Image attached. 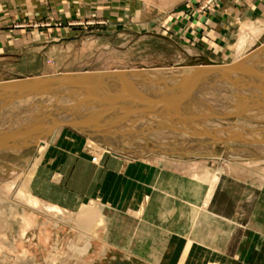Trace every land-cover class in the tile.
<instances>
[{"label": "crops", "instance_id": "crops-1", "mask_svg": "<svg viewBox=\"0 0 264 264\" xmlns=\"http://www.w3.org/2000/svg\"><path fill=\"white\" fill-rule=\"evenodd\" d=\"M119 2L120 0H10L11 7L8 12L13 15L18 12L29 13L35 9V4H38L42 17L62 21L79 20L78 23L87 26L80 27L81 38L79 35L72 41L62 38V30L44 32L49 36L58 37L49 42L53 43L51 46L61 43L66 46L67 40L70 41L67 45H71L69 49L77 45L79 52V45L83 41L94 45V49H90L89 53L79 52L81 57L73 62L66 64L59 59V65H54V69H51L52 75L60 73L64 66L75 68L87 65L94 60L98 52H107L110 49L107 36L114 34L123 37L128 34V30L136 31L135 28L124 26L106 29L104 26H97L104 22L103 19L111 24V19L119 17L120 9L116 6ZM237 2L239 5H236V9L234 5H230L225 11L228 16L232 15L234 18L231 24L236 22L240 28L241 23L248 22L252 24L248 26L246 23L245 29L260 28L248 17L256 18L258 14L259 20L264 17V0ZM244 16L246 19H242ZM209 19L207 20L211 28L216 25V39L223 40L228 33V26L220 21L217 26L213 23V17ZM188 28L187 26L184 32H187ZM244 30L241 28L242 32ZM195 42H192V45ZM202 43V49L192 46L198 49L199 58L224 64L223 58L216 60L207 55L206 42ZM35 47H41L40 51L46 48L40 44ZM217 49L220 50L219 47ZM29 50L22 43L1 47L0 62L8 61L10 64V61L13 62V59L22 56L21 60L27 67L25 56ZM230 51V45H227L220 54L223 57ZM120 61L123 62L124 59ZM0 70L8 74L7 79H1L0 82L46 75H26L14 66ZM10 71L17 77H10ZM61 136H64L63 139ZM48 141L38 148L37 156L21 169L29 171L26 185H23L26 193H23L22 199L15 198L14 193H7L12 195L11 199L23 206L24 210L29 211L26 218L24 212L28 228L22 238V243L29 246V251H26L24 257L22 253L10 252L16 238L10 233V213H1L0 264H46L50 257L57 258L58 249L66 239L71 252H77L84 257L91 255L90 258L94 262L97 259L109 258L132 259L136 264H264V173L254 171L253 164L233 160L240 168L224 170L226 173L219 176L220 181L207 205L204 206L202 200L195 202L194 207L198 215L191 218L188 214L191 203L185 198V192L180 199L177 188H169L167 185L162 190L154 188L158 177L167 183L175 178H186L188 173L183 171L186 166L159 159V155L167 158L174 156L142 154L139 157H131L123 153L112 154L108 150L99 164H96L88 158L85 151L89 148L82 138L70 140L67 134L62 133L54 144L52 140V145L49 146ZM82 145L84 146L81 147ZM45 149L47 150L41 158ZM243 151L236 159L248 158V150ZM125 157L134 160L127 163L123 159ZM262 165L264 167V164ZM176 167L182 171L181 174L173 171ZM221 168H226V163L221 165ZM28 196L36 200V204H31ZM87 201L93 206L83 204ZM178 201L182 203L179 204ZM5 205L7 203L3 206ZM46 206L59 211H48ZM86 212H92V217L81 219L80 223L77 215ZM94 225L103 226L100 236L91 235ZM80 226H86L85 234L79 233ZM180 227L183 229L181 233L178 232ZM79 239L84 241L81 248L76 246ZM49 244L53 246H48Z\"/></svg>", "mask_w": 264, "mask_h": 264}, {"label": "rangeland", "instance_id": "rangeland-1", "mask_svg": "<svg viewBox=\"0 0 264 264\" xmlns=\"http://www.w3.org/2000/svg\"><path fill=\"white\" fill-rule=\"evenodd\" d=\"M35 5L36 7L32 12H18L13 15L8 12V9L10 10L11 7L10 0H0V48L14 46L20 43L24 44V46H27V50L30 49L29 53L25 56L27 59V67L32 66L31 68L25 67L23 64L24 62L21 60V56L13 59V62L10 61V64H8V61L0 62V69L4 67L12 68L14 66L19 72L26 75H28V73L34 75L46 74L45 76L55 77L65 73L82 72L86 70L94 71L95 74H98L114 73L118 70H140L145 68L150 70L147 72L162 71L169 72V74L171 73L167 76L169 78L165 77L167 80L160 79L159 77L155 79L160 80L162 82L161 84L171 89H173L172 85H174L175 90L178 91L186 92V90H189L196 93L199 91V87L205 89V91L223 86L235 88L234 93L236 91L240 92L238 100L243 98L250 102L247 110H243L245 112L240 111V109L236 111L221 110L219 113L215 111H206L205 113L193 115V118L188 122V127L186 123L175 119L174 121L176 124L183 127L174 130L179 133L170 132L171 130L151 133V140L161 143L170 141L173 143L175 139L184 140L187 137V134L184 133H189L187 140H185L187 143L180 142L181 144L176 146V148L174 146L178 152H164L156 149L153 143L144 139L138 140L136 138L129 140L130 144H125L124 147L131 149L132 143L134 144L135 142L136 146L141 145V147L138 148L141 149L139 154L144 153L149 156L158 154L174 156L173 158L168 157V160L167 157L159 155V159L161 160L163 158L166 162L172 161L179 165L186 166L188 171L186 169L183 170L185 173H189L192 169L199 168L198 170L204 169V171H208L207 173L210 175L213 170H217L218 167L224 165L229 159L246 161L243 162V164L251 163L253 164V166H251L254 171L261 174L264 173V167L262 165L264 164V29L263 35L259 37L253 49L247 52L240 60H236L234 52L236 39L238 33L241 31L240 29L242 28V30H244L248 22L241 23V25L244 24L245 26L240 25L239 28V26L235 24L236 22L231 24L234 18L232 15L228 16L225 11H227L230 5H234L236 9V5H239L237 0H120V2L116 4L120 9L119 17L111 19V24L106 23V19H103L102 21L104 22L99 23L97 26H104V29L110 27L114 28V26H124L135 28L136 31L131 32L128 30V34L123 37L114 34L107 36L110 45V49H108L107 52H98L94 60L88 62L87 65H79L75 68H73V66L69 68L64 66L60 73L52 75L50 74L53 72L51 69H54V65H59V59L66 62V64L68 62H73L81 57L79 52L81 54L89 53L90 49H94V45L91 42L83 41L79 45V52L78 46L75 44L73 49H69L71 45H67V43L79 35L81 38L82 31L80 27L86 25L84 23H78L77 21L79 20L62 21L42 17L38 11V4ZM226 15L228 17H225ZM210 17H213V23L215 22L217 24V22L220 21L228 26V33L223 40L216 39L217 35L214 34V32H217L216 25L213 28L209 26L210 23H208V20H210ZM255 17L256 18H248L251 22L256 23L257 26L259 25L260 28H264V17H261L262 19L260 20L258 19L259 14ZM242 19H246V16ZM251 24L252 23H248L247 25L249 26ZM187 26L189 30L184 32ZM48 30H62L64 33L62 38L69 39L70 41L68 42L66 40V46L64 43L51 46L53 43L49 44V42L58 37L54 35L49 36L46 33L44 34V32ZM243 37L244 40H246L247 33L244 32ZM192 42H195L194 45H192ZM202 42H206V54L216 60H222L221 54L224 52V48L230 45V53L223 55V57L228 56L226 58L227 60H224V64L221 65L228 69H210L211 66L201 61V58L198 57V49L196 48L200 47L202 49ZM36 44L46 47L45 50L40 51L41 47H35ZM192 46H196V48ZM217 47L220 48L219 51H217ZM108 55L109 58H107ZM121 59H124V61H120ZM16 65L20 66L17 67ZM202 69L210 70L199 71L198 73V70ZM129 74L134 75H132L130 79L121 77V80H126L129 84L127 85L129 86L127 92L130 94L126 96L129 97V99H124L125 101L127 100L129 103H132L133 97L131 98L130 95L136 97V94L134 95L135 92H138L137 95L139 96L159 98V90L153 88V84L144 83L143 76L139 75V73L137 75H135L136 73ZM183 75L193 76L188 78ZM7 77L8 74L2 73L0 70V80L7 79ZM10 77L15 78L17 76L10 71ZM174 79L179 82H184H182V84L179 82L175 83L173 82ZM92 82V85H86L87 88L84 91H79V96L93 89L95 81L93 80ZM110 82L113 85L122 86L120 82L117 83L113 80ZM176 86L178 87L176 88ZM236 87L240 88L236 90ZM53 91L60 93L59 91L61 90L38 87L36 89L27 90L26 93L22 95L19 94V96L12 95V97L0 101V107L3 108L2 110L0 109V115L2 116L3 114V116L0 117L2 119H6V117L10 119L14 114L19 115V110H25V106L28 108L26 110H31L33 107L47 109L52 106L48 101L49 97L55 93ZM74 91L73 89L65 90L61 92V95L69 96ZM178 91L177 93H179ZM161 98L164 99V97ZM165 98H169V96ZM116 102V98H107L105 100V104H114ZM136 102L139 103L138 101ZM20 104L22 107H18ZM125 106L126 108L129 107L128 104H125ZM121 111L124 112L125 110L121 108ZM127 113H132V111L128 110ZM220 114H234L237 117H216ZM212 115L215 117L211 118ZM206 117L209 119H204ZM255 117H257L256 120L254 119ZM26 118L27 117H25V119ZM143 119L146 121L148 118ZM19 120H23V118H19ZM62 133L67 134L70 140H77L78 138L85 140L89 148L86 149L85 152L92 163L99 164L100 159L107 154L108 149L100 147H104V145L100 144L99 146L96 142L89 139L87 134L72 129L71 127H61L56 133L58 135L53 139L51 138L54 141L52 144L56 142ZM63 137L64 136H61L60 138L63 139ZM88 142L93 143V147L89 146ZM8 143L10 144L9 141H7V144ZM3 144L7 145L5 141H3V143L0 144V148H6ZM52 144L49 143V146ZM42 146L37 147L32 143L16 153L10 151L0 152V216L2 215L1 213H10V233L16 238V242H13L14 245H12L10 252L17 254L22 253V257L25 256L26 251H29V246L22 243V241H24L22 240L23 235L28 228V225H26L27 221L24 219V212L26 213V218V216L29 215V211L24 210L23 206L16 203L14 199H11L12 195H8L5 189L10 185L11 180H19L18 175L21 169L26 167L33 157L37 156V150ZM83 146L84 145L81 147ZM96 148L104 152L101 154ZM46 150L47 149L43 151L41 158ZM243 150H248V158L236 159V157L243 154ZM133 151L134 150L129 151L132 153L131 155H134L135 152ZM111 153L117 154L121 152L111 151ZM94 157L96 160L92 161ZM127 158H123L125 162ZM133 160L134 159H131V162ZM154 160L159 161L157 159ZM173 171L180 174L182 173L177 167ZM222 173H226V171ZM25 177L22 180V185H26L27 177ZM2 202L7 203V205L3 206L4 203ZM83 204L93 206L88 201ZM30 215L32 216V214ZM139 215L140 212L138 216ZM78 218L81 223V218ZM58 219H61V217H58ZM99 222L101 223V221ZM49 227H51V225H49ZM86 229V226H80L79 233L85 234ZM182 230V227H180L178 232L181 233ZM102 232L103 226L94 225L90 233L94 236H100ZM25 238H27V236H25ZM93 240L94 239L91 240L92 245ZM67 241L66 239V242L58 249L59 254L56 255L57 258L50 257L47 259L46 264H136L132 259L113 260L102 258L94 262V260L90 258L91 255L84 257V255L80 256L77 252H71L70 245L67 244ZM83 244L84 241L79 239L76 246L81 248ZM48 246L53 245L49 244ZM49 249L50 248H48V250Z\"/></svg>", "mask_w": 264, "mask_h": 264}, {"label": "bare ground", "instance_id": "bare-ground-1", "mask_svg": "<svg viewBox=\"0 0 264 264\" xmlns=\"http://www.w3.org/2000/svg\"><path fill=\"white\" fill-rule=\"evenodd\" d=\"M261 30L262 28L258 27H247L243 32L240 31L238 33L236 44L234 46L236 60H240L245 55L247 50L249 52L253 49V47L257 44L259 37H261ZM244 32L247 33L246 40H244L243 37ZM227 57L228 56L222 58L223 60H227ZM101 74H96L93 80L95 82H98L99 79L100 81L103 80V82H105L104 85L100 88L99 82L95 83L93 85V89L87 91L82 96H79L80 92L74 91V88H62V90L59 91L60 93L55 92L49 97L48 102L52 106L48 107L47 109H38L33 107V109L31 110H26L28 108L25 106V110H19V115L14 114V116H11L10 119H7L8 117H6V119H2L1 117L3 116V114L2 116L0 115V144H2L3 141L7 140L8 137H10V140H14L12 141L13 144L19 142L17 145L14 146L3 144L6 146V148L0 149L16 153L32 143H34L37 147L44 145L48 140L50 141L48 142L51 143L58 129H61V127L56 128L54 130L55 132L52 131L53 133H46L45 135H43V137L40 135V133L35 137H31V131H42L44 130V128L47 127V124L62 125V123H67L72 129H76L87 134L88 138L96 142L99 146L100 144L104 145V147H100L111 151L121 152L126 156L134 157L135 155V157H139L144 154H139L141 149L138 148L141 147V145L136 146L135 142L134 144L132 143L131 149L124 147L125 144H130L129 140L135 138L138 140L144 139L148 142L153 143L154 146H156V149L158 150L173 153L178 152L175 148L176 146L181 144L180 142L187 143L185 140H187L189 133L182 132L184 134H187V137L184 140L175 139L173 140V143H171V141L167 143L153 142L150 138L151 133L157 131L170 130V132L179 133L174 130L181 129L183 127H180L178 124H176V122L174 121L175 119L181 120L183 123H186L187 126L189 120L193 118V115L205 113L206 111H215L217 113L221 110L236 111L237 109H240V111H243L247 110L250 104L249 100H245L243 98L238 100L240 92L236 91L234 93L235 88L232 87L229 88L223 86L219 88H211L207 91L199 87V91H197L196 93H194V91L189 90H186V92L179 90V93H177L174 85H172L173 89H171L170 87L161 84L162 82L160 80L155 79L158 77L163 80L169 78L167 76H169L171 73L169 74V72L162 71L145 72L143 74H139L143 76L144 83L153 84V88L159 90V98H148L142 95L139 96L137 95L138 92H135L134 95L136 94V97L130 95L131 98L133 97V100L131 99L132 103H129L127 100H124L127 98L129 99V97H126L128 96V94H130L129 92H127V90H129V86L127 85L129 84L126 80H121V77H127L128 79H130V77L134 74L111 73L105 76ZM137 74L138 73H136L135 75ZM112 80L116 81L117 83L120 82L122 86L113 85L110 82ZM123 85H126L127 87ZM30 86L28 85L26 89L21 87L6 88L5 91H0V101L12 97V95H22L23 93H26L27 90L33 89ZM177 87L178 86H176V88ZM236 88V90H238V88L240 87ZM72 89L74 92H72L71 95H61V92ZM166 96H169V98H165ZM161 97H164V99ZM107 98H116L117 102L114 104H105V100ZM136 101H138L139 103H137ZM125 104H128L129 107L126 108ZM18 107H22L21 104L18 105ZM120 107L123 108L125 111L122 112ZM0 109L2 110L3 108L0 107ZM128 110H131L132 113H127ZM25 117L27 118L25 119ZM48 117H51V119H48ZM19 118H23V120H19ZM143 118L148 119L144 121L145 119ZM254 119L256 120L257 117H255ZM16 134L22 135L21 137L17 136L18 139H15ZM50 138L52 139L50 140ZM88 145L93 147V143L91 142H88ZM130 150H134V155H131L132 153L129 152ZM99 152L102 154L104 151L99 150ZM126 160V162L128 163L131 162V158H127ZM226 163V170L240 168L236 166L235 163H233L232 159H229V161ZM198 169L199 168L192 169L191 171H189L186 178H175L170 183H167L164 179L158 177V180H156V183L154 185V188L156 190H162L165 188L166 185L169 188H177V192L179 193L178 196L180 199L183 197L182 193L185 192V198L188 199L191 203L189 206L190 212L188 213L191 215V218H194V216H196L198 212L194 207L195 202H198V200H202L203 205H207L212 193L214 192L216 185L220 181L219 176L225 170L224 168L218 167L217 170H213L212 173L209 175L207 173L208 171L206 172L204 171V169ZM28 175L29 171L21 170L18 175L19 180H11L10 185L5 189L7 193H14L15 198L22 199L23 193H26L22 185V180L25 176L27 177ZM30 203L36 204V200L31 199ZM178 203L181 204L182 202L178 201ZM45 209H47L48 211H59L58 209L51 206H46ZM77 216L83 220H86L87 218L92 217V212H86L84 214L82 213ZM206 218L208 219V217Z\"/></svg>", "mask_w": 264, "mask_h": 264}, {"label": "water", "instance_id": "water-1", "mask_svg": "<svg viewBox=\"0 0 264 264\" xmlns=\"http://www.w3.org/2000/svg\"><path fill=\"white\" fill-rule=\"evenodd\" d=\"M201 61L205 62L208 66H211L210 69H228L226 67L221 66L222 65L221 63H214V62L209 61L206 58H201ZM210 69L198 70V73H199V71H206V70H210ZM147 71H150V70L142 68L140 70H137V69H135V70H118L116 72H129V73L143 74V73H145ZM101 72H103V71H101ZM116 72H114V73H116ZM111 73H113V72H109L107 74H111ZM107 74H101V75L105 76ZM95 75L96 74H95L94 71L92 72V71H87L86 70V71H82V72L65 73V74H62V75H59V76H55V77L45 76V77L18 78V79H14V80L0 82V91H5L6 88H9V87H21V88L26 89L28 85L29 86L31 85L30 87L33 88V89L41 87V88H49V89L53 88V89H57V90H62V88L65 87L66 89L74 88L75 91H81V90L84 91L87 88L86 85H88V86L92 85V83H93L92 81H93ZM183 76L189 78V77H192L193 75H183ZM98 82H99V87L100 88L105 83V82H103V80L100 81V79L98 80ZM98 82L96 81L95 83H98ZM173 82L178 83L179 81H176V79H174ZM182 82H184V81H181L179 83H182ZM176 91H178V90H176ZM53 92H55V91H53ZM232 116H236V115H234V114L233 115L220 114V115H217L216 117H218V118H227V117H232ZM243 116H245V115H243ZM214 117L215 116H213V115L211 116V118H214ZM48 119H51V117H48ZM204 119H209V118L206 117ZM52 122H54V121H52ZM46 126L47 127L44 128V130H42V131L41 130L40 131H38V130L31 131V134H30L31 137H35V136L39 135V133L43 137V135H45L46 133H48V134L51 133L52 130H54V129L58 128V127H70V125H68L67 123H64V124L62 123V125H59V124H55V125H53V124L51 125L50 124L49 125V124H47ZM21 135L22 134H20V135L16 134V138L15 139H18V137H21ZM9 138L10 137H8V139L5 140L6 144H7V141L10 142V144L8 143L7 145L14 146V145H17L19 143L18 142V143L13 144L12 141H14V140H10ZM2 151H5V150H1L0 149V152H2ZM6 151H8V150H6Z\"/></svg>", "mask_w": 264, "mask_h": 264}, {"label": "built area", "instance_id": "built-area-1", "mask_svg": "<svg viewBox=\"0 0 264 264\" xmlns=\"http://www.w3.org/2000/svg\"><path fill=\"white\" fill-rule=\"evenodd\" d=\"M95 160V157L94 158H92V161H94Z\"/></svg>", "mask_w": 264, "mask_h": 264}]
</instances>
